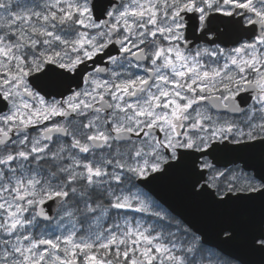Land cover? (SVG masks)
Listing matches in <instances>:
<instances>
[{
    "label": "snow or ice",
    "instance_id": "obj_1",
    "mask_svg": "<svg viewBox=\"0 0 264 264\" xmlns=\"http://www.w3.org/2000/svg\"><path fill=\"white\" fill-rule=\"evenodd\" d=\"M264 264V0H0V264Z\"/></svg>",
    "mask_w": 264,
    "mask_h": 264
},
{
    "label": "water",
    "instance_id": "obj_2",
    "mask_svg": "<svg viewBox=\"0 0 264 264\" xmlns=\"http://www.w3.org/2000/svg\"><path fill=\"white\" fill-rule=\"evenodd\" d=\"M252 259H254L256 261V264H260L261 257L256 256V257H253Z\"/></svg>",
    "mask_w": 264,
    "mask_h": 264
}]
</instances>
